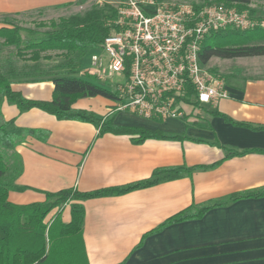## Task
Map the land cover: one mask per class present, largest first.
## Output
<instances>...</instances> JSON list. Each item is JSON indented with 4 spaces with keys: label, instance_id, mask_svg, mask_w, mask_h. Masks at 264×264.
I'll return each instance as SVG.
<instances>
[{
    "label": "crops",
    "instance_id": "0c3cea01",
    "mask_svg": "<svg viewBox=\"0 0 264 264\" xmlns=\"http://www.w3.org/2000/svg\"><path fill=\"white\" fill-rule=\"evenodd\" d=\"M80 2L84 0H0V18L57 11ZM87 70L81 64L77 76L87 75ZM41 75L30 79L16 75L12 89L26 99L52 101L55 86L49 79L53 76ZM225 82L229 99L217 106L188 107L181 119L148 120L131 112L109 115L116 101L102 97L79 99L73 105L115 126L145 127L202 142L147 139L138 144L136 137L101 133V124L60 121L39 109L20 113L17 106L5 101L3 117L14 120L18 132H48L47 139L29 136L16 148L23 163L16 184L25 190L10 192L9 201L16 205L43 203L46 193L126 186L151 178L158 169L211 166L225 159L214 168L195 171L192 177L81 202L89 263L264 264V197L241 199L211 209L200 219L174 223L152 233L193 205L264 188V153L251 151L264 150V131L232 123L264 127V76L238 74ZM212 112L222 117L212 116ZM215 144L248 152L226 159L227 151ZM62 218L66 223L71 221V204L64 208Z\"/></svg>",
    "mask_w": 264,
    "mask_h": 264
},
{
    "label": "trees",
    "instance_id": "16d2710c",
    "mask_svg": "<svg viewBox=\"0 0 264 264\" xmlns=\"http://www.w3.org/2000/svg\"><path fill=\"white\" fill-rule=\"evenodd\" d=\"M222 1L227 3L226 6L235 5L239 10L246 8L239 4L236 6L235 3L240 2L238 0H220L219 3ZM116 15L115 6L104 4L92 8L85 14H76L49 23L40 22L38 28H23L16 25L0 28L2 45L16 48L17 58L38 63L42 60H51L52 56L48 53H60L67 57L68 69L72 71L71 75H54L49 79L55 86L52 101L26 99L21 93L12 89V80L17 74L13 71L0 72V264H90L83 237L85 209L81 202L124 195L166 181L192 177L195 171L214 168L225 160L211 166L158 169L151 178L126 186L93 192L65 189L56 193H46L47 199L43 203L16 205L9 201L10 192L25 190L24 187L16 184L23 172L22 159L16 148L29 136H41L42 139H47L48 132L37 129H22L18 132L14 128L15 121H6L3 117L2 106L5 101L17 106L20 113L39 109L60 121L101 124V133L113 132L136 137L134 140L138 144L147 139L179 141L190 139L202 142L185 135H169L145 127L115 126L111 121H102L90 111L73 108V105L83 98L102 97L118 101L116 92L102 88L84 76L74 75L80 68L81 61L89 53L96 51L110 35L111 29L107 26V22L114 20ZM260 41H264V28L256 27L249 30L227 28L206 37L202 45L200 61L206 66L215 57L221 59L262 57L264 44H253ZM184 100L198 106V102L191 96L184 97ZM211 115L222 117L219 112H212ZM232 123L254 131H264L263 126ZM224 149L227 151L226 159L248 152L240 153L228 148ZM251 151L264 153V150ZM262 197H264V188L235 193L202 206L193 205L164 222L152 233L174 223L200 219L211 209L227 206L241 199ZM70 204L72 218L66 223L63 221L62 213ZM54 211L56 213L47 220Z\"/></svg>",
    "mask_w": 264,
    "mask_h": 264
},
{
    "label": "built area",
    "instance_id": "2783aa9c",
    "mask_svg": "<svg viewBox=\"0 0 264 264\" xmlns=\"http://www.w3.org/2000/svg\"><path fill=\"white\" fill-rule=\"evenodd\" d=\"M111 33L91 56L88 74L113 83L109 115L181 119L188 107L217 106L231 94L224 79L200 61L206 37L227 28H254L250 12L223 3L118 0ZM122 80V81H121ZM191 96L198 106L187 103Z\"/></svg>",
    "mask_w": 264,
    "mask_h": 264
},
{
    "label": "rangeland",
    "instance_id": "374dc122",
    "mask_svg": "<svg viewBox=\"0 0 264 264\" xmlns=\"http://www.w3.org/2000/svg\"><path fill=\"white\" fill-rule=\"evenodd\" d=\"M162 2H187V3H197V2H216L219 3L220 0H160ZM239 3H235L241 6H246L245 9L240 11H248L252 16L253 22L255 24L254 28L260 27L264 28V0H238ZM118 0H84L75 6H67L63 9L57 11H48L46 13L42 12H32L24 15L13 16L9 18H0V28L3 26H21L23 28H38L40 22L49 23L52 20L58 21L60 18H67L76 14H85L96 6H102L104 4H111L117 6ZM225 4L226 2H220ZM227 4V3H226ZM234 8L235 5H233ZM239 10L238 8H236ZM251 10L253 12H251ZM50 28V27H46ZM26 36V35H24ZM253 44H264V41L255 42ZM16 48L14 47H4L0 40V72L13 71L17 75L23 78H37L42 72H46L47 76L54 75H71L72 71L68 69V59L65 55L60 53H48L52 56L49 61L42 60L37 64H29L28 61H23L16 56ZM95 51L89 53L80 65H83V69H90L91 66V56ZM81 67V66H80ZM209 72L218 77L226 80L232 81L234 76L238 74H246L252 76V78H261L264 76V56L262 57H248V58H236V59H221L213 58L205 67ZM79 72L74 75L77 76ZM42 76V75H41ZM84 77L90 79L91 81L97 83L102 88L113 90V83L106 80H100L98 78H93L87 75ZM122 81V80H121ZM106 99V98H104ZM109 100V99H107ZM55 212H53L47 220H50Z\"/></svg>",
    "mask_w": 264,
    "mask_h": 264
}]
</instances>
